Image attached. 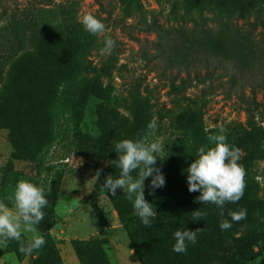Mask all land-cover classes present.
<instances>
[{"label":"rangeland","instance_id":"1","mask_svg":"<svg viewBox=\"0 0 264 264\" xmlns=\"http://www.w3.org/2000/svg\"><path fill=\"white\" fill-rule=\"evenodd\" d=\"M70 1L0 0V46L9 48L13 42L8 22L15 15L27 23L28 49H36L40 25L57 22L59 7ZM205 1L138 0V8L127 12L117 0H75L79 20L82 14L91 13L105 25L89 59L93 65L102 64L108 56L115 60L113 97L105 106L90 99L80 111L64 103L55 105L52 132L30 160L14 154L10 129L0 122V201L11 207L9 197L21 179L43 187L49 203L43 209L42 221L50 226L51 235V241L33 254L36 258L20 253L19 242L8 241L7 247H0V264H142L113 207L116 200L127 196L126 192L117 189L113 196L101 187L105 177L119 178L121 170L111 163L117 159L115 145L124 139L142 138L154 117L157 128L152 139L164 145L156 167L166 183L172 175L187 185L186 169L197 158L198 148L210 146L207 137L221 134L223 127L226 142L240 149L238 163L246 171L244 191L252 188L258 198H264V80L261 86H254L245 72L231 83L217 70L211 79L199 83L191 68L190 79L175 92L169 78L174 74L184 76L183 71L154 56L159 53L158 41L165 38L157 29L168 28L177 36L175 29L180 32L184 27L198 30L205 26L215 10L210 0ZM243 2L249 13L236 19L237 23L245 30L254 23V29L260 30L264 0ZM108 37L115 41L110 55L101 51ZM177 46L190 55L185 46ZM213 66L211 63L210 69ZM196 67L204 71L203 65ZM256 79L259 83L260 78ZM175 84L179 85V80ZM134 85L150 104L148 117L136 132L137 125L128 110V88ZM188 109L196 114L190 115ZM259 134V151L246 155L250 139ZM97 172L100 175L95 181ZM131 174L137 176L135 171ZM150 180H144V193L159 189H151ZM197 209L207 215L193 221L192 212ZM240 210H226L221 216V211L193 207L180 215L154 217L149 227L140 221L161 244L156 246L144 239L137 244L150 264H264V208H247L245 219L233 221L229 212ZM223 220L231 223L227 230L219 226ZM184 229L201 230L195 244L187 242L186 252L176 253L172 250L173 234ZM27 235L23 233L22 239Z\"/></svg>","mask_w":264,"mask_h":264},{"label":"trees","instance_id":"2","mask_svg":"<svg viewBox=\"0 0 264 264\" xmlns=\"http://www.w3.org/2000/svg\"><path fill=\"white\" fill-rule=\"evenodd\" d=\"M117 1L127 12L139 6L138 0ZM209 5L215 10L207 17L205 26L198 30L184 27L179 32L175 29L177 36H174L168 28L157 29L164 32L165 38L158 41L159 53L154 56L184 73V76H170L172 89L178 92L184 88L187 79H190L191 68L193 78L199 83L211 79L218 70L231 83L248 72L254 86H261L260 82L264 80V21L260 30L254 29V23L248 30L242 29L236 19L245 18L249 13L243 0H210ZM75 6V0L60 6L57 22L40 25L36 49L27 47L30 37L24 19L14 15L8 22L13 42L9 48L0 46V122L10 129V143L19 158L32 159L43 140L51 134L52 108L55 105L64 103L78 107L80 111L90 99L98 100V104L104 106L112 100L115 60L108 56L102 64H92L89 56L97 45L98 35L84 29ZM179 44L190 50L189 56L178 48ZM211 63L214 64L212 69ZM198 64L203 65V72L197 70ZM257 77L260 78L259 83ZM176 80H179V85L175 84ZM128 90V110L137 125L136 132L148 117L150 104L146 97L141 96L138 85ZM245 108L251 111L250 106ZM191 110L188 109L190 115L196 114ZM259 140L260 134L253 141L250 139L246 155L259 151ZM199 195V192H189L188 186L180 184L172 175L156 193H144L145 200L153 205L157 213L155 217L180 215L193 207L221 211L214 204H201L196 200ZM113 207L142 264H150L137 242L144 239L156 246L161 243L141 225L132 203L126 197L116 200ZM247 208H264V198H258L252 188L244 191L238 202H226L223 211ZM37 229L45 244L51 241L50 226L41 221Z\"/></svg>","mask_w":264,"mask_h":264},{"label":"clouds","instance_id":"3","mask_svg":"<svg viewBox=\"0 0 264 264\" xmlns=\"http://www.w3.org/2000/svg\"><path fill=\"white\" fill-rule=\"evenodd\" d=\"M79 22L84 29L92 35H99L105 31V25L91 13L81 15ZM115 47V41L110 37L104 41L103 54H111ZM148 131L142 138L135 141L124 139L115 145L117 159L111 163L119 168V178L113 179L111 175L105 177L101 188L113 196L117 189L126 192V198L132 203L134 214L140 218L142 223L149 227L152 218L156 216L154 207L145 200L144 180L151 177L150 188L157 189L165 186V177L156 167V161L160 159V153L164 145L159 139H152L156 128V118L149 122ZM224 128H220L221 134H212L207 137L210 146H201L197 150V158L190 163L187 171V186L189 192H199L196 200L202 203H211L221 209L226 202L236 203L244 194L246 187V171L241 164L240 149L230 146L226 141L227 137L222 134ZM137 172L134 178L131 173ZM97 172L95 181L99 179ZM11 207L0 201V247H7L8 241L19 242V251L25 256L36 258L34 253L39 252L46 243L44 237L39 234L37 226L44 219L43 209L48 206L43 187H38L32 182L19 180L14 186L9 197ZM91 211V209H89ZM206 212L198 209L192 212L193 221L202 220ZM233 221H240L247 216V210L241 209L238 212H229ZM221 230L231 227L228 220L220 223ZM184 229L174 232L175 243L173 251L183 253L187 250V242L196 243L197 232ZM23 233H28L22 239ZM131 254V252H130Z\"/></svg>","mask_w":264,"mask_h":264}]
</instances>
